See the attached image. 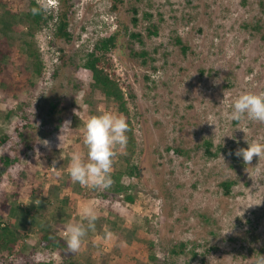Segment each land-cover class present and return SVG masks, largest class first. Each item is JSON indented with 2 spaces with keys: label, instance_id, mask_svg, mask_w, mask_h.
Wrapping results in <instances>:
<instances>
[{
  "label": "rangeland",
  "instance_id": "374dc122",
  "mask_svg": "<svg viewBox=\"0 0 264 264\" xmlns=\"http://www.w3.org/2000/svg\"><path fill=\"white\" fill-rule=\"evenodd\" d=\"M35 1L44 13L57 11L46 0ZM10 2L9 9L21 19L31 12V0ZM74 3L70 42L53 40L54 21L34 30L32 38L21 36L26 31L23 20L16 25L21 38L0 74V133L9 137L0 155L12 152L19 160L0 180V204L6 200L30 208L31 196L38 198L34 219L19 220L0 211V223L16 230L24 242L6 260L254 264L258 254L264 255V156L245 163L234 153L247 148V142L264 143V123L233 122L228 113L239 94L264 92V0ZM152 25L156 35L149 36L146 30H153ZM119 26L125 30L124 62L111 51L104 70L123 92V112L90 88L91 73L80 68L95 42ZM131 34L140 35L139 41ZM29 41L41 62L39 75L36 60L26 52ZM60 49L66 57L62 66ZM56 101L63 113L49 114ZM104 111L122 115L129 125L127 145L117 150L111 171L122 174L120 186L129 187L122 194L113 191L114 179L109 189H96L73 182L68 173L70 153H86L85 122ZM20 120L26 142H32L29 150L14 133ZM66 121L70 127L62 128ZM134 166L139 177L128 174ZM223 182L234 183L229 196L220 187ZM127 195L132 202L125 200ZM85 206L93 207L98 219L72 253L65 226L86 225L81 215ZM50 234L64 243L62 255L40 248V237ZM180 242L187 243L185 253L172 256L171 248Z\"/></svg>",
  "mask_w": 264,
  "mask_h": 264
},
{
  "label": "trees",
  "instance_id": "16d2710c",
  "mask_svg": "<svg viewBox=\"0 0 264 264\" xmlns=\"http://www.w3.org/2000/svg\"><path fill=\"white\" fill-rule=\"evenodd\" d=\"M59 5L56 9L57 11L50 12L49 14L46 12L44 13L43 9L40 8L35 0H31V7L32 9L37 8L39 9L38 12L35 14L33 13L32 9L31 12L25 13L24 17L21 19V14H18L16 11L9 9V6L11 4L10 0H0V74L2 72L3 67L5 66L6 60L12 56L15 46V42L21 38V36L25 35L29 38L33 37V31L36 29H41L43 26H47L48 23L54 21L53 25V40H64L66 42H70L73 39V34L70 31V23L72 18L74 17L75 13V3L74 0H57ZM116 5L112 6V10H116ZM134 16L132 17L131 21L132 24L135 26L138 22V20L135 18L136 16V10L133 9ZM146 18H151V16L148 14ZM23 20H25L26 25V31L21 33V36L17 37L16 35V25H19L20 23L23 24ZM153 30L150 28H147L146 32L149 36L156 35V27L152 25ZM125 30H122L119 27H117V30L113 32L111 35L98 39L95 44L93 45V49L90 53L86 54L83 63L81 65V69L87 70L91 73V89L99 90L102 95L106 98L111 100L113 103H115L118 106V109L120 111H124L125 102L123 99V92L118 86L116 82H114L107 72H105L104 64L105 61V55L111 51H117V55L121 62L123 61V48L122 40L125 35ZM133 39H136L139 41L140 35L138 34H131L130 35ZM177 44L180 46V48L183 50V52L186 50L185 46L181 43L179 39H176ZM32 43L26 42L25 48L27 55L30 58H33L36 60L35 62V74H40L41 69V62L37 55V52L31 49ZM60 56V66L65 65L66 57L64 56L63 49L59 50ZM146 53L139 54L140 57L143 59L145 58ZM59 66V67H60ZM59 69V68H58ZM58 70H55V74H57ZM134 95L130 94V99H134ZM50 112L49 114H54L59 111V113H63L61 109H59V101L52 102L50 104L49 108ZM20 123H23L22 120L18 122V126L15 128V135H18V143L19 144H26L27 149H31L32 142H26V139L23 136V132L21 130ZM27 124V123H26ZM26 124H23V128H26ZM45 130L47 128H44ZM9 140V137L6 136L4 133H0V148L7 143ZM26 142V143H25ZM207 147H211L209 143H207ZM11 151H13L11 149ZM207 153H209V150H207ZM13 157V158H12ZM19 162L18 159H15L12 152L0 155V180L4 173H6L7 168L14 166ZM24 175V173H21ZM129 176L131 177H139L140 176V170L138 167L134 166L131 171L128 172ZM112 179H114L116 186L113 187V191L115 193L122 194L124 191L126 192L129 190L128 186H120L121 182V176L122 174H118L116 172L112 173ZM20 179V178H18ZM1 182V181H0ZM234 185L233 182H223L220 184V187L223 189V192L226 196H229L231 193V188ZM53 191V190H52ZM55 191V190H54ZM32 204H30V208L23 207L19 205H13L4 200L0 204V211L4 214H7L12 217H18V219H34L36 216L35 214H31L32 211H34V207L38 201L37 197L31 196ZM66 199V198H64ZM67 200V199H66ZM65 200V201H66ZM125 200L127 202H132V197L127 195L125 197ZM2 213V214H3ZM255 225V224H254ZM40 248L43 250H48L55 252L56 250H59L60 254L63 252L64 249V243L59 241L57 237L51 236H41L39 239ZM186 245L187 243L180 242L178 245H175L171 248L170 254L172 256H179L183 255L186 251ZM24 247V242L19 236L18 232L16 230H13L10 228L9 225L5 226L0 223V260L4 261L7 259V257L12 256L19 250H22ZM209 252L213 251L208 250ZM207 251V253H208ZM62 255V254H61ZM196 254H193L195 256ZM67 260V259H66ZM64 260L62 264H67V261ZM13 260H6L4 264H13ZM38 264H54L52 262L47 263H38ZM70 264V263H68Z\"/></svg>",
  "mask_w": 264,
  "mask_h": 264
},
{
  "label": "clouds",
  "instance_id": "9594fccd",
  "mask_svg": "<svg viewBox=\"0 0 264 264\" xmlns=\"http://www.w3.org/2000/svg\"><path fill=\"white\" fill-rule=\"evenodd\" d=\"M46 3L55 10L59 5L57 0H46ZM32 11L35 14L39 9L34 8ZM228 118L233 122L247 119L264 123V92H244L236 96L231 102ZM65 126L70 127V121H66L62 128ZM128 129L126 119L111 111L89 117L83 128V145L86 153L73 151L69 156L68 173L71 180L82 187L109 189L113 184L111 178L113 159L118 149L126 147ZM60 137L61 135L58 147L62 143ZM247 144V148H239L234 153L245 163H250L254 156L258 159L264 156V143L247 142ZM44 146L48 147L49 142L46 141ZM37 155H39L38 150ZM81 215L87 222L86 225L69 222L65 226L66 247L72 253L80 249L88 231L94 229L95 221L98 219L97 211L91 206L83 207ZM107 236L110 238L111 233H107ZM254 264H264V255L258 254Z\"/></svg>",
  "mask_w": 264,
  "mask_h": 264
}]
</instances>
